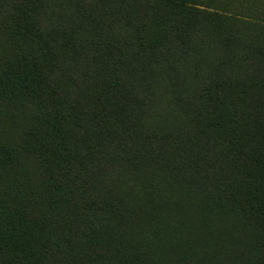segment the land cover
Wrapping results in <instances>:
<instances>
[{
  "label": "trees",
  "instance_id": "obj_1",
  "mask_svg": "<svg viewBox=\"0 0 264 264\" xmlns=\"http://www.w3.org/2000/svg\"><path fill=\"white\" fill-rule=\"evenodd\" d=\"M55 5L0 0V114L26 121L0 138V264H264L263 22L214 0ZM125 165L160 185L134 199Z\"/></svg>",
  "mask_w": 264,
  "mask_h": 264
},
{
  "label": "rangeland",
  "instance_id": "obj_2",
  "mask_svg": "<svg viewBox=\"0 0 264 264\" xmlns=\"http://www.w3.org/2000/svg\"><path fill=\"white\" fill-rule=\"evenodd\" d=\"M54 1L58 4L55 5L54 7V13L59 14L63 10L61 9V5H60L61 0H54ZM214 1L218 3L220 2L221 4H227L226 6L230 8V11L238 13L244 17L250 18L253 21L263 22L262 24L264 26V0H214ZM110 30L112 32H114L115 30L121 32L120 29H115L113 27ZM8 38H9L8 35L0 34V61L3 60L5 58V55L10 52L9 48H11V45L8 42ZM161 87H162L161 84H159L156 85L153 89L155 91L156 99H162V101H160L159 104L161 106H164L165 99L163 98V95L160 94ZM15 112L17 113V110H15ZM4 113L0 114V138L3 140L10 141L11 139L9 140L6 136H12L13 133L19 130L20 126H23L26 123V121L20 118L21 117L20 115L14 113L13 115H11V117L12 118L16 117L17 125L12 124L11 123L12 118L9 115H5ZM6 114H8V112H6ZM2 126L4 133L2 132ZM160 126L162 125L156 122V120L153 119L152 117L146 116V119L143 122V127L152 128L153 130L160 129L161 128ZM137 128L142 129L139 126H137ZM121 168L122 170L118 172L119 185L123 189V192L133 195L134 199H136V196L143 197V190L152 191L153 186L160 185V182H158L156 177L155 179L146 180L144 174L141 171L139 173L131 172V170H129L131 166L129 165L122 166ZM139 185H142L143 189L140 188ZM196 210H198L200 214H203V212L204 213L207 212L206 205L202 206L201 203L196 207ZM219 210L220 209H215V211L213 212L211 216L213 220H215L217 215H218L217 217L219 219V223L224 222V224H228L229 222H232L233 219H235L231 212L222 211L219 213ZM139 237H141L143 240V242L141 243L142 245L144 243H147V240L149 239L150 235L147 230L142 228V230L139 231ZM175 239H176L175 236H173L171 239L168 238L170 242H175ZM165 242H166V237H165ZM154 264H159V263L155 262ZM247 264H250V262L248 261Z\"/></svg>",
  "mask_w": 264,
  "mask_h": 264
},
{
  "label": "bare ground",
  "instance_id": "obj_3",
  "mask_svg": "<svg viewBox=\"0 0 264 264\" xmlns=\"http://www.w3.org/2000/svg\"><path fill=\"white\" fill-rule=\"evenodd\" d=\"M144 87V86H143ZM145 90V89H144Z\"/></svg>",
  "mask_w": 264,
  "mask_h": 264
}]
</instances>
